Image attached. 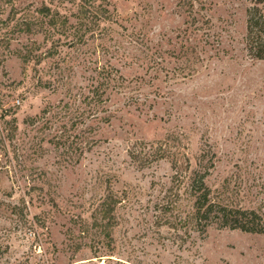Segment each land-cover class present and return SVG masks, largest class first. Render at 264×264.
Wrapping results in <instances>:
<instances>
[{
    "label": "rangeland",
    "instance_id": "1",
    "mask_svg": "<svg viewBox=\"0 0 264 264\" xmlns=\"http://www.w3.org/2000/svg\"><path fill=\"white\" fill-rule=\"evenodd\" d=\"M179 1L109 0L115 23L53 48L3 22L41 4L75 13L78 0H0V264H264V234L209 227L182 241L157 226L170 164L128 156L169 139L192 170L213 165L212 191L264 213V61L244 50L249 3L195 0L190 16ZM103 65L121 79L101 103ZM109 192L111 242L90 227Z\"/></svg>",
    "mask_w": 264,
    "mask_h": 264
},
{
    "label": "trees",
    "instance_id": "2",
    "mask_svg": "<svg viewBox=\"0 0 264 264\" xmlns=\"http://www.w3.org/2000/svg\"><path fill=\"white\" fill-rule=\"evenodd\" d=\"M247 1L249 6L246 9L244 50L250 59L264 61V0ZM194 2L195 0H180L179 5L191 16ZM110 6L109 0H78L75 13H70L69 10L61 13L57 8L52 9L45 4L33 9H30L31 6L18 10L12 8L3 24L11 34L41 35L45 41H51L53 48L62 42L76 46L85 41L91 32L99 29L101 24L116 22L115 11H110ZM104 30L102 27L100 33ZM188 50L185 47L181 57H186ZM117 73V70L110 67H99L101 81L98 85L103 89L102 95L97 98L101 103L107 101L103 99L105 91L110 86H115L116 79H121L116 77ZM128 156L139 167L160 161L169 162L172 173L170 186L155 201V224L172 229L179 240L190 238L191 232L201 237L209 227L264 234V213L234 206L225 195L212 191L205 179L213 165H200L199 170H192L187 155L172 145L169 139L153 143L139 142L128 151ZM117 204V199L109 192L91 215L90 227L100 228L103 239L109 242L112 241L109 230L112 228ZM79 232L88 231L83 228Z\"/></svg>",
    "mask_w": 264,
    "mask_h": 264
}]
</instances>
